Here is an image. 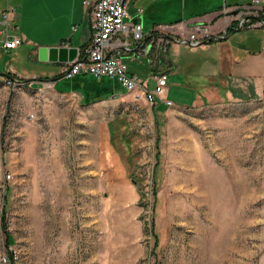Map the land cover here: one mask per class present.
<instances>
[{"label":"rangeland","instance_id":"1","mask_svg":"<svg viewBox=\"0 0 264 264\" xmlns=\"http://www.w3.org/2000/svg\"><path fill=\"white\" fill-rule=\"evenodd\" d=\"M250 1L169 0L164 10ZM225 40L255 51L264 26ZM216 43L171 48L178 69L158 71L172 106L134 101L108 76L28 79L58 71L28 48L0 53V264H264V93L230 83L227 96L205 94L224 53ZM122 58L148 74L147 58ZM113 89L117 98L90 101Z\"/></svg>","mask_w":264,"mask_h":264},{"label":"crops","instance_id":"2","mask_svg":"<svg viewBox=\"0 0 264 264\" xmlns=\"http://www.w3.org/2000/svg\"><path fill=\"white\" fill-rule=\"evenodd\" d=\"M167 1L169 0H132L127 6L129 15L134 20L142 23L147 41L153 38L159 44L162 42L167 43L165 52L161 53L157 47H153L148 56H139L148 59V74L144 78L148 79L149 84L154 81L151 76L160 73L158 70L162 66H166L165 70L169 72L178 69L176 59L170 54L172 47H175L176 50L178 49V44L189 45L191 48L204 47V45L210 46L217 41V46L222 47L224 53L218 60L215 59L217 61L216 69L208 72L207 74H210L205 76L207 78V84L204 88L205 94L210 92L209 95L211 93L213 95L214 92L219 93L221 89L222 91L226 89L224 92L225 96H227L232 91L230 87H227L230 83H237L241 87L249 84L257 96L264 93V42L263 45H259V49L254 51L243 46L235 48L225 40L230 33L248 27L247 25L236 29L241 18L252 20V15L238 17V13L232 9L236 6L245 7L248 5L252 7L251 1L248 4H243L242 2L225 3L217 9L203 12L188 11L184 6L182 12L175 13L172 18H169L167 14L170 9L164 10L166 7L165 2ZM7 6L15 10L14 21L19 27L17 33L21 35L22 43L12 50L0 48V53L11 54L12 52L28 48L33 60L40 61L45 66L52 68L51 72L55 69L58 71L57 74H54V78H48L45 74V78L31 76L28 79H47L55 83L56 80L61 78L58 75L62 76L61 71L66 63L39 60L38 48L40 46H72L78 49V57L88 45L92 34L90 7L85 6L82 0H0V11ZM224 6L229 11L224 12ZM232 22H235L234 30L229 28ZM160 23L172 25L170 26L172 29L168 31L170 34L163 33L164 35L162 36V33L158 34L153 31L156 25ZM196 23L210 25L213 34L219 35L224 29L227 34L225 37L219 36L217 39L197 45H190L177 40L180 36H188ZM158 55H161L162 58H158L156 67L154 59ZM125 56L131 55L123 52L122 57ZM130 72L135 73L133 71ZM14 75L17 76L16 74ZM87 75L89 74H79L77 76L86 77ZM204 91L199 92L201 94L200 98H203Z\"/></svg>","mask_w":264,"mask_h":264},{"label":"built area","instance_id":"3","mask_svg":"<svg viewBox=\"0 0 264 264\" xmlns=\"http://www.w3.org/2000/svg\"><path fill=\"white\" fill-rule=\"evenodd\" d=\"M132 0H82L90 7L92 14V34L88 45L84 48L83 56H78L74 61L63 66L61 75L71 79L79 74H89L101 78L112 77L131 95L134 101H144L149 104L165 103L172 106L173 102L167 99V74L158 73L151 76L154 84L150 87L147 78L131 73L122 58V53L132 56H148L153 47L162 53L166 51V44L155 42L153 38L146 40V34L141 22L134 20L127 12V6ZM256 16L264 14V0H251ZM224 12H227L224 6ZM15 10L7 6L0 11V48L15 49L22 43V38L17 33L19 27L15 23ZM243 17V16H242ZM258 24L264 25L263 20L252 22L248 18H241L236 29ZM171 24L160 23L154 32L169 33ZM164 33V34H163ZM170 34V33H169ZM221 34V35H220ZM219 35L213 34L210 25L196 23L186 37L177 40L197 45L211 37H225L226 30ZM165 41V40H163ZM117 92L109 95V99L119 96ZM32 118L33 116L30 115ZM9 263L10 258L8 256Z\"/></svg>","mask_w":264,"mask_h":264},{"label":"water","instance_id":"4","mask_svg":"<svg viewBox=\"0 0 264 264\" xmlns=\"http://www.w3.org/2000/svg\"><path fill=\"white\" fill-rule=\"evenodd\" d=\"M217 39L215 37L209 38L207 41ZM206 41H203L204 43ZM199 43V44H202ZM78 49L72 46H40L38 48V59L41 61H53L60 63H70L77 58Z\"/></svg>","mask_w":264,"mask_h":264},{"label":"trees","instance_id":"5","mask_svg":"<svg viewBox=\"0 0 264 264\" xmlns=\"http://www.w3.org/2000/svg\"><path fill=\"white\" fill-rule=\"evenodd\" d=\"M258 19L264 21V14H260V15L257 16V17H253L252 22H255V21L258 20ZM234 23H235V22H232V23L230 24V27H229V28H231V29L234 30ZM229 28H228V29H229ZM83 54H84V49L81 51L80 56H83ZM158 56L160 57L161 55H158ZM161 58H162V56L160 57V59H161ZM6 76H8V77H12L11 74H7ZM76 76H77V75H76ZM76 76H74L73 78H75ZM71 79H72V78H71ZM114 80H115V79H114ZM115 81H116V80H115ZM82 90L85 91L86 93L91 92V91H86V90H90V89L85 88V86H84V88H83ZM114 91H115L114 89H113V90H110V91H107V92L105 93V95H96V94L94 93L95 95H93V97L90 98V101H96V100H102V99H105V98L109 97V95H110L111 93H113ZM159 156H160V153H159V151L157 150L156 155H155L156 160H157V162H156V164H155V167L158 165V162H159ZM152 194H153V196L156 198L157 188H156V185H155V184H153V186H152ZM151 234H152L153 237H154V247H153V249H152V252H154L155 249H156V247H157V245H158V236H157V232H156V229H155L154 220H153L152 223H151ZM7 244H8V241H7ZM8 256H9V258H10V262H12L13 256L10 255V254H9Z\"/></svg>","mask_w":264,"mask_h":264},{"label":"bare ground","instance_id":"6","mask_svg":"<svg viewBox=\"0 0 264 264\" xmlns=\"http://www.w3.org/2000/svg\"><path fill=\"white\" fill-rule=\"evenodd\" d=\"M225 30V29H224Z\"/></svg>","mask_w":264,"mask_h":264}]
</instances>
